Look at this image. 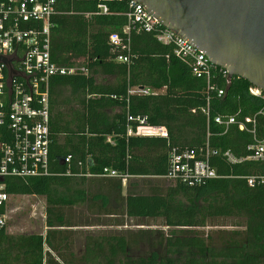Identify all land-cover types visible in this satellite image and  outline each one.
Listing matches in <instances>:
<instances>
[{"label":"trees","instance_id":"16d2710c","mask_svg":"<svg viewBox=\"0 0 264 264\" xmlns=\"http://www.w3.org/2000/svg\"><path fill=\"white\" fill-rule=\"evenodd\" d=\"M54 10L51 61L83 67L86 74L51 79V175L4 181L9 195L44 199L46 231L3 230L0 264H264V186L246 180L264 168L250 160L229 163L227 152L237 160L249 156L252 138L237 126L223 134L214 123L216 116L242 120L261 108L249 94L251 84L237 77L227 84L218 71L209 83L195 77L172 46L156 40L162 28L145 32L129 24L128 0H56ZM112 35L119 47L110 43ZM209 85L225 96L217 98ZM140 88L150 93H131ZM141 121L165 128L166 138L130 135L128 129ZM207 145L216 152L209 158L216 179L193 187L163 179L172 149L200 151ZM104 169L129 178L123 184L97 177ZM73 210L80 211L74 216ZM157 219L169 232L154 239L142 230H81ZM229 219L243 221V229L204 232ZM140 245L148 251L132 254Z\"/></svg>","mask_w":264,"mask_h":264},{"label":"built area","instance_id":"2783aa9c","mask_svg":"<svg viewBox=\"0 0 264 264\" xmlns=\"http://www.w3.org/2000/svg\"><path fill=\"white\" fill-rule=\"evenodd\" d=\"M56 0H5L0 2V56L8 59V64L0 63V178H29L50 176L49 170V120L50 82L54 77L86 74L83 67H66L55 64L50 58L51 17L55 14ZM126 14L129 24H136L145 32L162 28L155 34L156 40L173 47V54L186 62L197 78H205L209 83L218 71L227 84L228 72L211 64L197 48L173 31L163 28L141 5L128 0ZM102 14H107L105 6H98ZM126 30H129L127 27ZM110 43L119 47L117 35L110 37ZM118 62H128L127 57L117 58ZM222 99L225 91L208 86ZM133 94L148 95L147 89H137ZM249 94L261 101V108L251 116L238 119L234 116H216L214 123L223 127V134L230 126H237L248 133L252 143L247 147L249 156L237 160L229 152L224 157L231 164L250 160L264 168V91L251 87ZM209 102V98H207ZM203 113L209 118V110ZM128 133L142 137L166 138L163 127L148 126L143 121ZM216 152L208 145L200 151L172 149L169 153V170L163 179L179 181L187 186H203L216 179L217 174L210 166L209 158ZM69 160V158L67 159ZM97 177L118 178L123 184L129 178L115 171L104 169ZM249 186L263 185L264 173L246 178ZM4 181L0 183V233L6 229L8 206L18 195L5 192ZM34 197V196H32Z\"/></svg>","mask_w":264,"mask_h":264},{"label":"water","instance_id":"95a60500","mask_svg":"<svg viewBox=\"0 0 264 264\" xmlns=\"http://www.w3.org/2000/svg\"><path fill=\"white\" fill-rule=\"evenodd\" d=\"M132 1L226 70L229 80L241 78L264 91V0ZM7 61L0 56V63Z\"/></svg>","mask_w":264,"mask_h":264},{"label":"rangeland","instance_id":"374dc122","mask_svg":"<svg viewBox=\"0 0 264 264\" xmlns=\"http://www.w3.org/2000/svg\"><path fill=\"white\" fill-rule=\"evenodd\" d=\"M80 210H73L71 212L74 216ZM8 220L6 226V232L12 235L30 233V232H38L42 233L44 231L45 226V202L41 197H32V196H24L19 197L10 201V205L8 206ZM92 219V217H90ZM95 223L97 219H92ZM86 221V220H85ZM162 220H144L138 221L133 220L129 221L128 226L120 227V228H112V227H88L81 229L82 232H94L97 234L100 233H111L116 231L123 230H132V231H146L152 234L153 239L158 237L160 233H168L169 230L162 225ZM243 221L241 220H220L215 224L210 225L204 229V232H214L219 229L224 230H242L243 229ZM80 245V243L78 244ZM77 245L76 249L79 248ZM75 249V250H76ZM148 251V246L140 245L139 248L132 251L134 255H143ZM77 254V252H76Z\"/></svg>","mask_w":264,"mask_h":264},{"label":"crops","instance_id":"0c3cea01","mask_svg":"<svg viewBox=\"0 0 264 264\" xmlns=\"http://www.w3.org/2000/svg\"><path fill=\"white\" fill-rule=\"evenodd\" d=\"M45 231H46V228L44 227V231L42 232L43 234L45 233Z\"/></svg>","mask_w":264,"mask_h":264}]
</instances>
